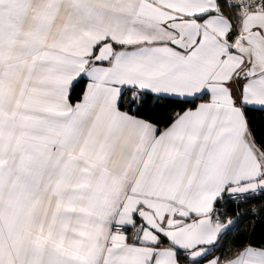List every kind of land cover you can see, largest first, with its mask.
Here are the masks:
<instances>
[{"label": "snow or ice", "instance_id": "1", "mask_svg": "<svg viewBox=\"0 0 264 264\" xmlns=\"http://www.w3.org/2000/svg\"><path fill=\"white\" fill-rule=\"evenodd\" d=\"M0 264H264V0H0Z\"/></svg>", "mask_w": 264, "mask_h": 264}, {"label": "trees", "instance_id": "2", "mask_svg": "<svg viewBox=\"0 0 264 264\" xmlns=\"http://www.w3.org/2000/svg\"><path fill=\"white\" fill-rule=\"evenodd\" d=\"M256 239L259 240L260 239V236H257Z\"/></svg>", "mask_w": 264, "mask_h": 264}]
</instances>
